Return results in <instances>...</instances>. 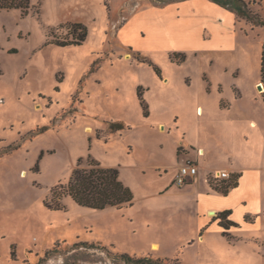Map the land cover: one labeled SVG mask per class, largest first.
<instances>
[{"label":"rangeland","instance_id":"rangeland-1","mask_svg":"<svg viewBox=\"0 0 264 264\" xmlns=\"http://www.w3.org/2000/svg\"><path fill=\"white\" fill-rule=\"evenodd\" d=\"M245 1L264 19V0ZM76 23L86 39L59 45L75 39ZM263 48L264 25L215 0L0 7V264H112L126 253L161 264H264V216L230 228V245L215 225H200L204 188L175 181L180 146H204L206 156L192 154L216 176L257 172V184L234 196L264 204ZM89 158L119 169L132 206L53 198Z\"/></svg>","mask_w":264,"mask_h":264},{"label":"trees","instance_id":"trees-1","mask_svg":"<svg viewBox=\"0 0 264 264\" xmlns=\"http://www.w3.org/2000/svg\"><path fill=\"white\" fill-rule=\"evenodd\" d=\"M170 1V0H167ZM223 6L231 9L235 15L243 20L251 22L256 26H263L264 19L255 14L245 0H215ZM0 7L5 8H21L24 13L28 12L29 0H0ZM80 32L75 39L58 43L59 45L68 46L72 44H81L87 37V28L81 23L74 24ZM261 74L264 82V48L261 59ZM140 95V94H139ZM141 104L146 109L144 98L139 96ZM210 185L213 190L221 194L227 195L231 188L239 185V176H234L228 180L218 181L210 178ZM53 198H61L70 196L76 203L81 206L92 209H105L109 206L123 208L131 206L134 203V193L130 187L126 186L120 179V171L117 168L104 167L94 158H89L87 166H83L82 159L79 160L77 167L74 169L70 180L65 184L53 189ZM52 210H61L63 206L60 203L47 205ZM231 210L219 212L215 219H219V224L224 228V235H228L227 231L237 223L229 219ZM88 249H105V247L83 244ZM54 249V248H53ZM160 258L151 256H133L126 254H115L112 264H161Z\"/></svg>","mask_w":264,"mask_h":264},{"label":"crops","instance_id":"crops-1","mask_svg":"<svg viewBox=\"0 0 264 264\" xmlns=\"http://www.w3.org/2000/svg\"><path fill=\"white\" fill-rule=\"evenodd\" d=\"M200 108H202L203 110L202 113H204L205 112L204 108L203 107H200ZM251 124L252 125L257 124V122L254 120L251 122ZM180 148L186 150L187 152H185V156H179L178 165H176V175H175L176 177L175 178H177V175L183 164H186L189 160H194V162L198 166V174L191 181V183L189 182L187 184L196 183V185L194 186L196 187L195 189L204 188L203 191L199 192V197L196 202L197 204L196 210L202 213L203 215V218L200 224L201 226H204L207 223H210L208 224V227L210 225H215L213 229L214 230L218 229L219 230L218 232H221L223 236H225L224 228L219 224V221L215 222L213 220V218L211 217L212 215H216L218 212H221V211L231 210L232 213L230 214L229 219L237 223V226L231 227L232 228L231 232H233V234L237 231L238 228H241L243 224H247V225L256 224V222H258V219L264 216V204L259 198H256V200H253V199L250 200V201H253V203H251L250 201L243 202L239 195L234 196L236 192H238L242 187L245 186V183L247 181L249 183L250 180L251 181L253 180L254 184L255 185L257 184V177L259 175L257 172L251 169H245V170H241V169L233 170L232 168L221 169V170H228L231 174V177H234L237 175L239 176V185L234 188H231L229 193L227 195H224V194L219 193L218 191L213 190V188L210 185L209 179L210 178L215 179V175L212 173V170L208 169L206 166H201L199 163L198 155L196 153L192 154V152L197 151L199 155L201 154V156H206V148L204 146H199L198 148H196L195 146H191L192 152L189 151L187 147L185 146H180ZM215 180L222 181V180H228V179L220 178V179H215ZM204 183H206L205 187H204ZM259 193H260V187L257 185L253 190V196H258ZM109 207H112V206H109ZM211 211H215L216 214L211 215L210 214L212 213ZM248 215L252 216L254 218V221L247 222L246 217ZM205 227H207V225ZM202 234H203L202 235L203 238H205V233L203 232ZM225 239L228 244L231 245L233 243V241L230 242L227 239V237ZM154 245L155 247H159V248L161 247V243H154Z\"/></svg>","mask_w":264,"mask_h":264},{"label":"built area","instance_id":"built-area-1","mask_svg":"<svg viewBox=\"0 0 264 264\" xmlns=\"http://www.w3.org/2000/svg\"><path fill=\"white\" fill-rule=\"evenodd\" d=\"M198 174V166L194 160H189L186 164H183L176 178V183L179 186H183L191 182ZM231 174L228 170H219L215 179H229Z\"/></svg>","mask_w":264,"mask_h":264},{"label":"bare ground","instance_id":"bare-ground-1","mask_svg":"<svg viewBox=\"0 0 264 264\" xmlns=\"http://www.w3.org/2000/svg\"><path fill=\"white\" fill-rule=\"evenodd\" d=\"M202 111H203V110H202V108H200V107H199V108H198V113H200V114H201V113H202ZM211 214H212V213H211Z\"/></svg>","mask_w":264,"mask_h":264},{"label":"water","instance_id":"water-1","mask_svg":"<svg viewBox=\"0 0 264 264\" xmlns=\"http://www.w3.org/2000/svg\"><path fill=\"white\" fill-rule=\"evenodd\" d=\"M262 88V85L260 84V89ZM212 212V214H215V211H211Z\"/></svg>","mask_w":264,"mask_h":264}]
</instances>
